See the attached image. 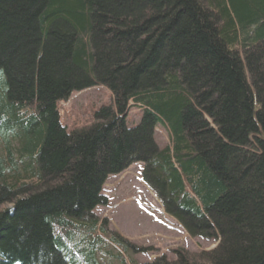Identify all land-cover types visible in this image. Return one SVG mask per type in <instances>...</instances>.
<instances>
[{"label":"trees","instance_id":"trees-1","mask_svg":"<svg viewBox=\"0 0 264 264\" xmlns=\"http://www.w3.org/2000/svg\"><path fill=\"white\" fill-rule=\"evenodd\" d=\"M95 85L111 104L69 130L59 103ZM137 161L215 245L142 264H264V0H0V264L134 248L96 209Z\"/></svg>","mask_w":264,"mask_h":264},{"label":"rangeland","instance_id":"rangeland-1","mask_svg":"<svg viewBox=\"0 0 264 264\" xmlns=\"http://www.w3.org/2000/svg\"><path fill=\"white\" fill-rule=\"evenodd\" d=\"M111 102L112 92L103 85L74 91L67 101L59 103L61 122L69 130L89 125L94 111ZM142 115L139 106H131L127 124H137ZM155 140L160 146L168 142L167 129L160 122L155 130ZM142 168V162H133L123 172L111 175L104 185L108 202L99 206L96 212L99 217H107L109 226L128 238L134 248L127 251L124 244L107 243L98 253V261L101 264H142L162 255L175 259L177 252L182 250L194 253L215 247L213 241L189 235L164 209L160 198L142 181Z\"/></svg>","mask_w":264,"mask_h":264}]
</instances>
